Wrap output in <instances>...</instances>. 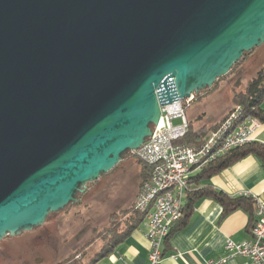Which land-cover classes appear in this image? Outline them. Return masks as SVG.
<instances>
[{
    "label": "water",
    "instance_id": "1",
    "mask_svg": "<svg viewBox=\"0 0 264 264\" xmlns=\"http://www.w3.org/2000/svg\"><path fill=\"white\" fill-rule=\"evenodd\" d=\"M263 43L264 0H0V242Z\"/></svg>",
    "mask_w": 264,
    "mask_h": 264
},
{
    "label": "built area",
    "instance_id": "2",
    "mask_svg": "<svg viewBox=\"0 0 264 264\" xmlns=\"http://www.w3.org/2000/svg\"><path fill=\"white\" fill-rule=\"evenodd\" d=\"M177 98L161 105L162 117L153 126V134L132 152L151 166V177L141 185L134 207L145 215L142 226L150 241L148 264H160L164 258L163 243L183 214V197L189 187L194 170L208 160L252 140L253 130L260 124L256 118L241 119L243 109L234 106L216 129L205 137L200 145L181 141L189 130L187 108L195 99ZM181 121L174 123V118ZM255 201L257 220L252 227L250 239L237 242L231 238L225 244L227 253L207 264H224L227 259L244 256L250 264H264V196L250 195ZM179 254H172L177 258Z\"/></svg>",
    "mask_w": 264,
    "mask_h": 264
},
{
    "label": "rangeland",
    "instance_id": "3",
    "mask_svg": "<svg viewBox=\"0 0 264 264\" xmlns=\"http://www.w3.org/2000/svg\"><path fill=\"white\" fill-rule=\"evenodd\" d=\"M263 62L264 43L251 50L213 86L196 94L186 110L189 121L198 127L218 120L225 105L233 101L234 93L246 88ZM201 94L207 98L199 101ZM180 121L174 118L175 124ZM136 159L126 154L113 169L89 182L77 202L51 213L43 225L6 236L0 242V264H54L80 250L85 259L95 257L102 247L100 239L94 241L95 231L108 226L112 214L133 205L140 189L142 166Z\"/></svg>",
    "mask_w": 264,
    "mask_h": 264
},
{
    "label": "crops",
    "instance_id": "4",
    "mask_svg": "<svg viewBox=\"0 0 264 264\" xmlns=\"http://www.w3.org/2000/svg\"><path fill=\"white\" fill-rule=\"evenodd\" d=\"M207 98L201 94V99ZM222 116L211 123L217 124L235 106L230 101ZM264 110V100L261 105ZM193 116V115H192ZM252 140L264 143V121L252 132ZM198 169L194 170V176ZM216 188L231 196L259 195L264 196V166L254 155H249L211 179ZM192 187H195L194 183ZM186 203V195L183 197ZM131 206V205H130ZM256 207V206H255ZM189 216L177 224L170 236L163 243L164 258L160 264H207L211 259L217 260L225 256V244L231 238L241 242L252 237L251 215L244 210H236L223 217V206L218 201L202 197L196 200L188 209ZM257 216V215H256ZM150 241L145 234V228L131 232L116 248V250L93 264H148ZM172 254H179L177 258ZM224 264H250L244 256L227 259Z\"/></svg>",
    "mask_w": 264,
    "mask_h": 264
},
{
    "label": "trees",
    "instance_id": "5",
    "mask_svg": "<svg viewBox=\"0 0 264 264\" xmlns=\"http://www.w3.org/2000/svg\"><path fill=\"white\" fill-rule=\"evenodd\" d=\"M250 52L245 53L243 58L246 57V55H248V53ZM242 59L234 66L241 63ZM263 100L264 62L257 70V72L250 78L246 85V88L234 93L233 103L235 104V106L238 105L242 107L243 116L241 119L256 118L259 121H264V110L261 107ZM223 119L224 117L217 124L211 125L209 127L203 124L197 127L193 122L191 123L190 121L189 130L181 139V141L190 145H200L204 141L205 136L210 131L216 129ZM128 153L136 159L135 154L131 150L125 151L122 155V159ZM249 155L257 156L262 161L264 166V143L258 140H251L244 145L237 146L229 150L225 154L208 160L204 163V165L198 168L196 174L190 177L189 187L185 192L187 201L185 204H183V214L180 219H178L173 225L169 236L172 233L174 227L189 216L190 212L188 209L193 205V203L202 197L211 198L221 203V205L223 206V217L239 209L248 212L251 215V227L254 226L257 220V216L255 201L253 200V198L247 195L231 196L225 191L216 188L211 181V179L215 175L221 173L223 170L229 168L233 164ZM136 160L142 166V171L140 173L142 185L144 181L151 177V166L139 159ZM193 183L195 187H192ZM70 204H68L67 206H69ZM120 215H122L121 218H119ZM144 218L145 215L142 212L138 211L134 207V205H131L125 209H121V211H117L116 213L112 214L108 226L104 227L101 230L97 229L95 231L97 232V235L95 236L94 241L100 239L102 243L101 250L95 257L91 259H85L83 258L84 252L80 250L55 262L54 264H93L99 258H102L114 252L119 244L131 232L142 225Z\"/></svg>",
    "mask_w": 264,
    "mask_h": 264
},
{
    "label": "flooded vegetation",
    "instance_id": "6",
    "mask_svg": "<svg viewBox=\"0 0 264 264\" xmlns=\"http://www.w3.org/2000/svg\"><path fill=\"white\" fill-rule=\"evenodd\" d=\"M78 198H79V197H78ZM77 201H78V200H77ZM77 201H76V202H77Z\"/></svg>",
    "mask_w": 264,
    "mask_h": 264
}]
</instances>
